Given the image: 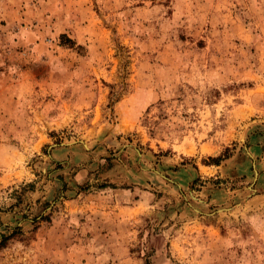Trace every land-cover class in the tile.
Wrapping results in <instances>:
<instances>
[{"label":"rangeland","instance_id":"1","mask_svg":"<svg viewBox=\"0 0 264 264\" xmlns=\"http://www.w3.org/2000/svg\"><path fill=\"white\" fill-rule=\"evenodd\" d=\"M11 232L0 264H264V0H0Z\"/></svg>","mask_w":264,"mask_h":264},{"label":"trees","instance_id":"2","mask_svg":"<svg viewBox=\"0 0 264 264\" xmlns=\"http://www.w3.org/2000/svg\"><path fill=\"white\" fill-rule=\"evenodd\" d=\"M59 40H60V44H65L68 47H72L74 46V41L70 38H68L65 34L61 33L59 34ZM227 153H225V151L223 153H221L220 155H217L215 157H207V159L213 163H217L219 160H221L222 158L226 157ZM12 232L8 233L7 235H0V248L4 247L5 241L10 238L12 236Z\"/></svg>","mask_w":264,"mask_h":264}]
</instances>
